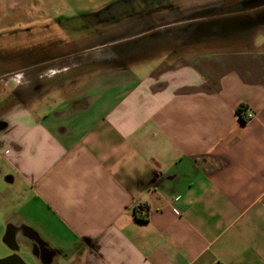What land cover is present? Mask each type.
<instances>
[{"label":"crops","instance_id":"crops-1","mask_svg":"<svg viewBox=\"0 0 264 264\" xmlns=\"http://www.w3.org/2000/svg\"><path fill=\"white\" fill-rule=\"evenodd\" d=\"M123 1L0 0V37L94 22L50 40L24 85L12 77L0 258L17 248L28 264H264V20L225 25V0L186 15L171 4L114 38L111 9ZM152 33V51L146 40L111 65L112 46Z\"/></svg>","mask_w":264,"mask_h":264},{"label":"rangeland","instance_id":"rangeland-1","mask_svg":"<svg viewBox=\"0 0 264 264\" xmlns=\"http://www.w3.org/2000/svg\"><path fill=\"white\" fill-rule=\"evenodd\" d=\"M145 0H133L129 1L128 3H122L114 8L111 9L112 12H114L116 15L114 17V22H111V34L115 33L113 31L119 30L120 32L117 33V35L114 38H129L131 36H134L135 34H138L140 29V16L141 14H145L146 11L143 6ZM155 4H164L163 6L157 5L158 7L148 6L149 10H151V14H156V16H165V12H168V10H162L163 8H167L168 5H171V2H173V5L181 6V8L185 9L191 7L193 4H198L204 1L215 3L219 0H153ZM227 1V4L222 7V9L219 11V18L223 17L225 14H229L232 16H228V20L224 23L225 25L227 23H232L233 20H237L238 14H244L246 17H251L253 20H256L255 23H261L264 20V0H247L249 4H246L244 7L239 4V1L242 0H225ZM169 2V4L167 3ZM142 4V6L140 5ZM118 7V9H116ZM163 7V8H162ZM170 8V7H168ZM250 8V9H248ZM182 9V15H186L187 9ZM244 10V12H243ZM160 16V17H162ZM248 19V18H247ZM117 24H113L116 23ZM94 26V22H87L84 23L80 21V19H72V20H64L62 21L61 26L53 27V30L49 29V32L41 33V34H35L34 36H29L27 33H20V35L15 36V40L11 37H0V116L2 114L6 113L7 111L11 110L13 108L14 103L16 101H13V84H12V77L14 74L22 73L25 76L23 85L28 81L29 71L28 67L30 63H34L33 61L41 62L44 56L43 49H47L49 47L50 40H54L55 42L59 43V41L64 43H68L66 41L68 38L70 40H73L74 37L79 35V31H86L87 29L90 30V27ZM256 29L258 28L260 30V33H262L264 30V26L262 25H256ZM101 28H104V26H101ZM60 29V30H59ZM63 33H62V31ZM263 30V31H261ZM71 32V33H70ZM74 32H78L75 34ZM91 32V30H90ZM86 33V32H85ZM73 34V35H70ZM73 36V37H68ZM158 36V34L152 33L151 35H147L143 38H140V35L137 37H132L129 39V41L121 42L119 44H116L111 47V50L113 52H116L117 56H113L111 54V65H122L125 63L127 59H129V53L128 50H136L140 54V45L144 41L147 40V45L149 46L148 51H152L151 45H153V41L156 39L155 37ZM46 40V41H45ZM64 40V42H63ZM54 43V41H52ZM52 44V43H51ZM76 43L69 42L67 46L63 45L62 48L67 49V51H73L76 50L77 47ZM154 46V45H153ZM162 47V46H161ZM155 50V48H154ZM42 51V52H40ZM29 53H32L29 56ZM35 54V57L33 56ZM139 61L138 54L136 55V58L133 59V62ZM69 62V61H68ZM69 66H71L69 64ZM40 69L43 67H39ZM14 69V70H13ZM42 72V70H41ZM33 73V74H32ZM31 73V76L33 77L34 72ZM26 90H24V93ZM3 231V235L1 234ZM7 232V226L0 228V253L2 252V249H4L5 245L3 243L4 235ZM28 263V262H27Z\"/></svg>","mask_w":264,"mask_h":264},{"label":"trees","instance_id":"trees-1","mask_svg":"<svg viewBox=\"0 0 264 264\" xmlns=\"http://www.w3.org/2000/svg\"><path fill=\"white\" fill-rule=\"evenodd\" d=\"M129 1H133V0H124L123 1V3H128ZM106 11V10H105ZM102 12L103 11H101V12H99L98 14H102ZM112 12V11H111ZM113 13V12H112ZM116 15V14H115ZM95 16V15H94ZM89 17H90V15H89ZM115 17V16H114ZM244 110H245V108H244V106L243 105H241V106H239L238 107V113H239V116L241 117V119L243 120V121H245V117H244ZM140 207H139V209H138V207H135V209H134V213H135V217H136V219L137 220H139V221H145V220H147L148 219V213H146L145 215H142L141 214V212H140Z\"/></svg>","mask_w":264,"mask_h":264},{"label":"water","instance_id":"water-1","mask_svg":"<svg viewBox=\"0 0 264 264\" xmlns=\"http://www.w3.org/2000/svg\"><path fill=\"white\" fill-rule=\"evenodd\" d=\"M138 36V35H137ZM11 255L0 258V264H28L16 251L17 248L14 249Z\"/></svg>","mask_w":264,"mask_h":264},{"label":"flooded vegetation","instance_id":"flooded-vegetation-1","mask_svg":"<svg viewBox=\"0 0 264 264\" xmlns=\"http://www.w3.org/2000/svg\"><path fill=\"white\" fill-rule=\"evenodd\" d=\"M145 3L143 4L144 5V9H145V11H146V14L148 13H151V10H149V8H148V6H152V5H154L155 4V2L153 1V0H145L144 1ZM168 4H169V2H167ZM171 4H173V2H171ZM157 5H159V7L160 6H163L164 7V4H155V6L154 7H158Z\"/></svg>","mask_w":264,"mask_h":264},{"label":"built area","instance_id":"built-area-1","mask_svg":"<svg viewBox=\"0 0 264 264\" xmlns=\"http://www.w3.org/2000/svg\"><path fill=\"white\" fill-rule=\"evenodd\" d=\"M244 117H245V120H251L253 118V113L248 112L247 110H244Z\"/></svg>","mask_w":264,"mask_h":264}]
</instances>
